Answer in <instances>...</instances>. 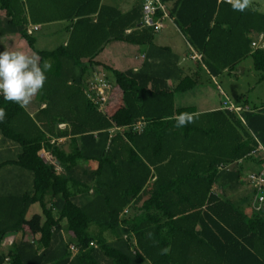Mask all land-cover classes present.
Segmentation results:
<instances>
[{
    "label": "trees",
    "instance_id": "16d2710c",
    "mask_svg": "<svg viewBox=\"0 0 264 264\" xmlns=\"http://www.w3.org/2000/svg\"><path fill=\"white\" fill-rule=\"evenodd\" d=\"M99 1L0 0V33L16 34L41 64L51 63L37 95L44 107L32 117L0 96V137L19 149L0 168L31 175L29 190L0 194V264H264V208H252L257 188L246 176L264 165L255 153L264 151V104L244 109L243 122L221 108L196 115L174 107V94L194 88L197 76L175 74L170 49L154 46V33L139 26L140 6L121 13ZM161 2L200 55L199 69L214 77L250 57L264 80V43L250 47L255 34L264 36V11L253 3L241 12L217 0ZM48 19L66 23L67 40L37 50L26 27ZM109 42L146 47L141 65L121 70L95 61ZM96 66L111 84L102 112L82 89ZM181 113L195 121L177 127ZM136 121H144L140 132L124 128ZM243 181L249 191L237 198ZM34 204L39 212L28 215Z\"/></svg>",
    "mask_w": 264,
    "mask_h": 264
},
{
    "label": "rangeland",
    "instance_id": "374dc122",
    "mask_svg": "<svg viewBox=\"0 0 264 264\" xmlns=\"http://www.w3.org/2000/svg\"><path fill=\"white\" fill-rule=\"evenodd\" d=\"M257 1L262 3L261 8L264 9V0ZM164 22L165 27L160 30L159 33L153 36V42L157 45H165L168 48L170 47L172 49V51L171 49L170 51L176 59L178 57V59H180L181 56H184L186 57V62H192L187 57L189 51L184 42L185 40L183 36L178 30L176 31L173 26L167 23V19H165ZM63 25H65L64 22L53 23L49 26H42L38 32H35V49L49 51L59 45L61 40L65 38ZM20 42L21 43L18 45L19 50L33 54L27 49L26 43L24 41ZM112 45L118 47L124 46L121 50L118 49V47L115 49L108 48L109 50L104 49V51L98 54L94 60L99 63L101 62L111 64L116 69H122L124 66L131 65L133 60H131L130 57L132 56L133 51H128L125 53L126 50H124V48L127 47V44L113 42ZM0 49L4 48L2 47ZM116 53L117 55H115ZM113 55H115L114 60L109 62L108 60L112 59L111 57ZM259 76L260 72H257L252 68L250 57H245L238 61L230 71H223L217 76L211 78H203L202 82L191 90L175 93L174 105H193L196 109H198L200 108L198 106L199 100L209 103L214 100L218 101V98H221L222 100L223 97H226L227 100L235 105H240V97L244 96L247 101L248 108H257L261 105V103H264V80H260ZM219 91H221V94ZM27 108H29V106ZM25 110L30 112V109ZM18 152L19 149L15 144H11V142L8 140L2 139L0 137V161L14 159ZM46 154L47 152L42 150L39 151V155L42 157V159L47 158ZM49 162L51 161L49 160ZM14 185L18 187H14ZM30 185L31 175L29 172L21 170L15 166H4L0 168V194L8 191L21 192L24 190H29ZM245 188V186H242L241 190H244ZM29 209L30 212L28 215L39 212L37 204L32 205ZM4 239L6 241H10L12 237L7 235ZM135 264L149 263L143 261Z\"/></svg>",
    "mask_w": 264,
    "mask_h": 264
},
{
    "label": "crops",
    "instance_id": "0c3cea01",
    "mask_svg": "<svg viewBox=\"0 0 264 264\" xmlns=\"http://www.w3.org/2000/svg\"><path fill=\"white\" fill-rule=\"evenodd\" d=\"M251 3H253V5H254V7H256V9L257 10H259V11H264V9H262L261 8V5H262V3H259L257 0H255V1H251ZM99 4L100 5H102V6H108V7H113V8H115V9H117L119 12H121V13H125V12H127L128 10H130L132 7H139V6H141V0H100L99 1ZM33 5H35V4H33ZM141 15V14H140ZM3 16V13H2V11H0V19H1V17ZM165 19H167V23H169L171 26H173V28L177 31V28L174 26V24L172 23V21H171V19L170 18H164L163 20H162V22H161V25H162V27H161V29L160 30H162L164 27H165V25H164V21H165ZM52 21H49V19H48V21L49 22H46V23H43V24H29L28 23V25H27V27H26V29L27 28H29V29H31V28H33V29H31V31H30V33H27V34H33V36H34V33L35 32H38L40 29H41V27L42 26H49V25H51V24H53V23H61V22H64V21H58V20H53V19H51ZM139 22H140V19H139ZM65 23V22H64ZM65 27H66V23H65V25H63V30L65 31L64 33H65V38L64 39H62L61 40V43L59 44V45H65V42H66V40H67V37H68V32L66 31V29H65ZM168 27V26H167ZM160 30H158V31H156V32H153L154 33V35L155 34H157V33H159V31ZM125 32L127 33V32H129V29H127V30H125ZM35 38V37H34ZM20 41H24L23 39H21V38H19L16 34H12V33H0V48H4V49H0V50H5V49H8V50H13V49H17V50H19V47H18V45H19V43H21ZM185 42V41H184ZM112 43L113 42H109V43H107V44H105L103 47H102V49H101V51L98 53V54H100V53H102L103 51H104V49H108V48H110V49H115L116 47H118V46H113L112 45ZM152 43H153V45L154 46H165V45H157V44H155L154 42H153V40H152ZM35 44V43H34ZM185 44H186V42H185ZM27 46V45H26ZM58 46V45H57ZM124 46V45H123ZM123 46H119L118 47V49H122L123 48ZM186 46H187V48H188V51H189V53L187 54V57L190 55V53H191V48L186 44ZM121 47V48H120ZM137 46H135V45H130V44H127V47H125L124 48V50H126L125 51V53L126 52H130V51H133V53H132V56L130 57L131 58V60H133V62H132V64L131 65H127V66H124L122 69H126V68H130V69H132V70H136L140 65H141V63H142V61H143V57L145 56V54H146V47H144V48H138ZM27 49L29 50V51H31L28 47H27ZM137 49V50H136ZM140 49V50H139ZM169 49H171L170 47H169ZM109 50V49H108ZM119 51V50H118ZM171 51H172V49H171ZM193 51V50H192ZM32 52V51H31ZM33 53V52H32ZM118 53V52H117ZM117 53L115 54V55H117ZM97 54V55H98ZM96 55V56H97ZM115 55H113L111 58L112 59H110V60H108L109 62H112L113 60H114V57H115ZM179 58V57H178ZM177 58V60H176V63H175V68H176V70H175V74H177V75H179L180 77H183V76H190V75H196L197 76V81H198V84H200L201 82H202V80H203V78H205L206 79V77L208 78H211L207 73H206V71H204L203 69H199L198 68V64H197V60H192V59H190L189 57H188V59L190 60V61H192V62H186V60H185V58L186 57H184V56H181L180 57V59H178ZM101 63V62H100ZM115 63V62H114ZM131 63V62H130ZM129 63V64H130ZM101 64H105V65H108V66H110V67H112V68H115L114 66H112L111 64H108V63H101ZM96 70H98V68H99V66L97 67H94ZM91 69H93V67L91 68ZM116 69V68H115ZM121 69V70H122ZM174 69V68H173ZM99 70H101L100 68H99ZM90 71V70H89ZM88 75H89V72H88V74H85L84 75V79H83V82H82V85H84V82H85V80H86V78L88 77ZM167 83H168V85H172V83L173 82H171V80L170 81H167ZM197 84V85H198ZM196 85V86H197ZM83 89V88H82ZM220 92V94H221V91H219ZM174 97H175V95H174ZM220 101H221V98H218V101H212V102H209V103H206L205 101H201V100H199L198 101V106L200 107V108H198V109H196L195 108V106H193V105H184V106H175L174 105V107H193L194 108V111H195V113L196 114H200V113H204V112H210V111H214V110H218V109H220ZM173 104H174V98H173ZM264 103H261V105H263ZM260 105V106H261ZM259 106V107H260ZM44 107V104L42 103V102H40V101H38V99H37V96L34 98V100L32 101V103L29 105V108H27V109H30V112H27L24 108V111L27 113V115L28 116H30V117H32L33 116V114L37 111V110H39V109H41V108H43ZM244 109H249L247 106L246 107H244ZM143 122V126H144V121H142ZM59 124H63V123H59ZM65 127V125L62 127V128H60V129H63ZM124 129V128H123ZM122 130V128H110L109 129V133L110 134H113L115 131H121ZM60 142H62L63 141V139H60L59 140ZM41 151V150H40ZM43 151V150H42ZM48 154V153H47ZM46 154V156H47V159L48 160H50V161H52V162H54L55 164H57L56 162H55V160L48 154L47 155ZM38 155H39V153H38ZM58 165V164H57ZM59 167V166H58ZM258 167L256 166V165H253V164H246V171L247 170H255V169H257ZM246 171H244V172H246ZM151 180H153V178L151 179ZM243 187L245 186L246 188H245V190H248L249 191V189L248 188H250L249 187V185H247L246 183H245V181H243V185H242ZM245 190H239L238 189V191H239V193H242V194H240V195H238L237 196V198H239V197H241L243 194H245V192H243V191H245ZM124 212V210L121 212V214ZM11 236V235H10ZM12 238H13V236H11ZM4 240V245L6 244L5 243V239H3ZM11 241V240H10ZM7 242H9V241H7Z\"/></svg>",
    "mask_w": 264,
    "mask_h": 264
},
{
    "label": "clouds",
    "instance_id": "9594fccd",
    "mask_svg": "<svg viewBox=\"0 0 264 264\" xmlns=\"http://www.w3.org/2000/svg\"><path fill=\"white\" fill-rule=\"evenodd\" d=\"M235 11H245L250 7L251 0H227ZM51 69V63L23 50L0 51V96L10 103H16L27 109L34 98L41 92L47 79L46 72ZM198 115V114H196ZM196 115L181 113L175 117L176 126H186L195 121ZM6 118V111L0 108V122ZM44 161H47L43 159ZM48 162V161H47ZM151 233H149V237ZM169 248L161 250V254H168Z\"/></svg>",
    "mask_w": 264,
    "mask_h": 264
},
{
    "label": "built area",
    "instance_id": "2783aa9c",
    "mask_svg": "<svg viewBox=\"0 0 264 264\" xmlns=\"http://www.w3.org/2000/svg\"><path fill=\"white\" fill-rule=\"evenodd\" d=\"M220 1L228 3L227 0H217V2ZM157 12H159V14ZM140 14L139 26L150 28L152 32L160 30L162 27V20L164 18H167V14L164 11V5L162 4L161 0H141ZM31 29L27 28L26 33H30ZM263 43L264 36L262 33H258L255 34L251 39L250 47L252 49H261L263 47ZM188 57L192 60H200V55L192 50ZM110 86L111 84L106 81V79L104 78V73L102 71L96 70L95 68L89 71V75L83 85V93L85 95V98L93 106H95L98 112L103 111ZM220 108L235 113L240 121L243 122L242 118L240 117V113L244 110V107L235 105L227 100L226 97H223L220 103ZM63 126L64 124H57L58 128H62ZM142 127L143 122L136 121L124 128L138 133L141 131ZM256 152H260L261 156L264 158V151L260 146H257L255 153ZM45 160L49 162L47 158H45ZM49 163L53 165L56 173L60 171L57 164L52 161ZM246 176L247 181L251 184H255L257 188V193L254 195V199L252 201V208L256 211L261 210L262 208H264V165L257 174H248Z\"/></svg>",
    "mask_w": 264,
    "mask_h": 264
},
{
    "label": "water",
    "instance_id": "95a60500",
    "mask_svg": "<svg viewBox=\"0 0 264 264\" xmlns=\"http://www.w3.org/2000/svg\"><path fill=\"white\" fill-rule=\"evenodd\" d=\"M39 153V152H38Z\"/></svg>",
    "mask_w": 264,
    "mask_h": 264
}]
</instances>
